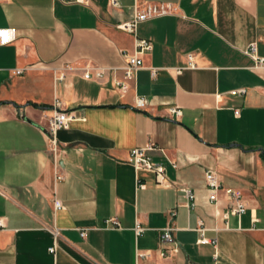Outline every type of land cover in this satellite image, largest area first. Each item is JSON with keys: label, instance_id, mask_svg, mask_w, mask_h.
Returning <instances> with one entry per match:
<instances>
[{"label": "crops", "instance_id": "crops-1", "mask_svg": "<svg viewBox=\"0 0 264 264\" xmlns=\"http://www.w3.org/2000/svg\"><path fill=\"white\" fill-rule=\"evenodd\" d=\"M115 1L0 0V28L15 33L0 46V264H264V64L247 51L256 43L264 59V0ZM158 4L177 12L134 34L118 28ZM136 38L153 49L126 80L123 54ZM56 103L74 118L54 154ZM148 146L170 187L128 162ZM207 171L220 185L215 202ZM225 189L241 193L242 215L225 216ZM136 222L145 229L137 239ZM168 225L179 252L164 259Z\"/></svg>", "mask_w": 264, "mask_h": 264}, {"label": "built area", "instance_id": "built-area-1", "mask_svg": "<svg viewBox=\"0 0 264 264\" xmlns=\"http://www.w3.org/2000/svg\"><path fill=\"white\" fill-rule=\"evenodd\" d=\"M68 3H77L82 5H88L90 0H66ZM112 6L116 5L115 0H111ZM177 12V8L170 4H158V5H150L145 10L141 12H137L134 14L132 19L126 23H123L118 26L123 31L134 34L139 23L145 22L147 20L173 15ZM15 37V33L12 29L0 28V46H6L10 44ZM256 43H252L248 47V54L252 56L258 65L264 64V59L256 57ZM153 49V45L150 41L145 39H135L134 51L132 54L124 53V57L127 59V64L123 69L124 78L126 80H131L134 78L135 72L143 66L142 55L146 53H150ZM189 65H192V58L189 57ZM22 71H13V75H20ZM151 75H155V70H152ZM85 79H91L92 75L89 72L84 73L83 76ZM102 73H96L95 78H101ZM117 86L120 87L121 90H126L127 87L124 84L118 83ZM245 89H239L232 91L231 95H244ZM146 106V101L143 98H138L136 101L135 107L138 109H144ZM58 104H55V110L53 112L52 117L48 121V131L50 134V150L56 154L58 151V144L55 139V135L58 131L68 129L70 122L73 120V115L68 112L57 110ZM169 115L175 118H178L181 115L180 110L177 107H170L168 109ZM239 111H235V115H238ZM154 150V147L148 146L145 148H134L131 149L129 153L128 162L134 167L135 170H146L153 174H155L156 183L162 187H170L169 182L165 176V168L155 163L152 160L151 152ZM57 179H61V176H57ZM205 181L206 187L209 192L208 200L210 202H215L217 200V192L220 189L219 182L215 177L213 172L207 171L205 173ZM185 192V207L191 210L194 206V194H192L189 190H184ZM225 193L229 197L232 202L229 211L225 214L237 215L240 216L246 211V206L242 200V195L239 191H235L233 189H225ZM55 209H60L62 207V203L58 199H54L53 201ZM168 216L172 219L175 216V211H169ZM113 228H119V222L117 219H110L107 221ZM0 227L2 224L0 223ZM144 228L141 226L139 222L135 223L133 228L134 235L137 238H140L144 233ZM174 228L171 225H168L164 229L160 231V244L162 248L158 250V254L161 258L167 259L179 252L178 246L174 243L172 233ZM81 236L83 237L85 233L82 231ZM52 235L54 238L58 236L57 231H52ZM200 243H206L205 239H201ZM55 247H51L49 252L54 253ZM147 257V255L137 254V258Z\"/></svg>", "mask_w": 264, "mask_h": 264}, {"label": "trees", "instance_id": "trees-1", "mask_svg": "<svg viewBox=\"0 0 264 264\" xmlns=\"http://www.w3.org/2000/svg\"><path fill=\"white\" fill-rule=\"evenodd\" d=\"M264 156V155H263Z\"/></svg>", "mask_w": 264, "mask_h": 264}]
</instances>
